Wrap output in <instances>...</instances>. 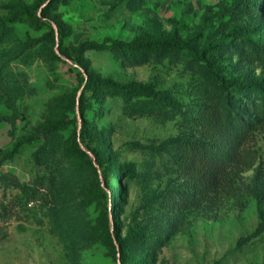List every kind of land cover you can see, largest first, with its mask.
Listing matches in <instances>:
<instances>
[{
  "label": "rangeland",
  "instance_id": "obj_1",
  "mask_svg": "<svg viewBox=\"0 0 264 264\" xmlns=\"http://www.w3.org/2000/svg\"><path fill=\"white\" fill-rule=\"evenodd\" d=\"M125 263L264 264V0H0V264Z\"/></svg>",
  "mask_w": 264,
  "mask_h": 264
},
{
  "label": "trees",
  "instance_id": "obj_2",
  "mask_svg": "<svg viewBox=\"0 0 264 264\" xmlns=\"http://www.w3.org/2000/svg\"><path fill=\"white\" fill-rule=\"evenodd\" d=\"M28 13L34 17H36L38 24H41V21L38 19L36 13L34 11H28ZM13 21V20H11ZM86 46L88 47H95V48H100V49H106L110 46L114 45H126V46H136L139 48H150V49H156L164 46H172L177 49H182L185 47V44H182L180 42H172V41H159V42H142V43H127L123 41H117V40H107L104 42H97V41H90L85 43ZM199 59H203V57L200 54H195ZM207 64H211V60H208ZM73 121L71 119H66L62 118L60 119L57 123H55L52 126V130L57 131V130H64L67 129ZM235 126L233 128H237V133H243L245 131L243 120L239 119L237 122L234 124ZM20 144L16 146L15 151L19 149ZM107 215L109 217V212L107 211ZM121 244H124V241H121ZM126 264V263H125Z\"/></svg>",
  "mask_w": 264,
  "mask_h": 264
}]
</instances>
